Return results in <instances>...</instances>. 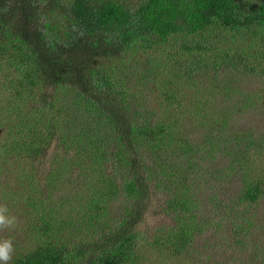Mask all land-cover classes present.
<instances>
[{
	"label": "trees",
	"instance_id": "1",
	"mask_svg": "<svg viewBox=\"0 0 264 264\" xmlns=\"http://www.w3.org/2000/svg\"><path fill=\"white\" fill-rule=\"evenodd\" d=\"M0 75L9 264H264V0H0Z\"/></svg>",
	"mask_w": 264,
	"mask_h": 264
},
{
	"label": "rangeland",
	"instance_id": "2",
	"mask_svg": "<svg viewBox=\"0 0 264 264\" xmlns=\"http://www.w3.org/2000/svg\"><path fill=\"white\" fill-rule=\"evenodd\" d=\"M8 97H9V91L4 86L3 78L0 75V103L2 102L6 103L8 101ZM66 117H70V115H67ZM74 119H77V118H74ZM72 123L75 124L76 122L72 121ZM63 154L64 153H62V157H63ZM7 174L8 173L5 172V173H2V175L0 176V205H6L8 209V214L16 218V224L12 228L0 229V240L11 239L10 237H8L10 233H13L11 232V230H13L14 228H17L18 226L21 227L20 225L22 222L21 218L23 219V221H25V218L21 215V212L17 213V211L15 210L16 203L14 200H17V199L14 197V193H15V190L18 188L11 181H6ZM80 181H81V178H80L79 169L76 170L72 168L71 170H69L68 174L65 172L62 173L61 181L55 180L54 182V187H56V190H55L56 193L54 197L56 200L60 198L59 202L63 204L61 212H60L61 221L62 220L74 221L76 217V213H73V211L70 208L72 207L74 203H76L77 197H78V200L81 199V202H83L82 200L85 201L86 199L85 197L86 193H83L82 191L80 192L81 189L78 186ZM201 196L203 198V194ZM61 200L65 203H62ZM79 215H80V209H78V216ZM137 226L138 228H143V230H147L145 231L146 232V236H145L146 243L145 245L140 244L141 248H143V251H142L143 257L141 258V260L144 261L140 264H192V262L187 258L186 255L179 256V257H175V256L171 257L167 253V251L163 249V247H161V243L160 245H154V240L151 237V235H153V233H160L162 229V224L160 222L156 223V221H153L151 217H148L144 224L141 223V224H138ZM214 232H215L214 227H211L210 233L212 234ZM60 234H62L61 231H60ZM63 235L64 236L67 235V239L70 237H74V236L78 237V226H76V229H73L70 232L69 231L64 232ZM223 237L225 236L222 234H220L217 237H214L210 241V244L206 246L205 250L212 251L213 248L216 246V244L220 242V238H223ZM153 246L154 248H152ZM199 247H200L199 245L198 247H196V251L201 253L202 246L200 248ZM195 256H196V253L193 250H191L190 257L193 260L197 261V257Z\"/></svg>",
	"mask_w": 264,
	"mask_h": 264
},
{
	"label": "clouds",
	"instance_id": "3",
	"mask_svg": "<svg viewBox=\"0 0 264 264\" xmlns=\"http://www.w3.org/2000/svg\"><path fill=\"white\" fill-rule=\"evenodd\" d=\"M16 218L8 214L6 205H0V229L14 227ZM14 253L13 241L11 239L0 240V264H9Z\"/></svg>",
	"mask_w": 264,
	"mask_h": 264
}]
</instances>
